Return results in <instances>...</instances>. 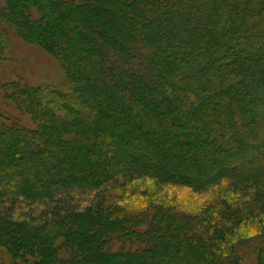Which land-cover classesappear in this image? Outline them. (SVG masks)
I'll list each match as a JSON object with an SVG mask.
<instances>
[{
  "label": "trees",
  "instance_id": "obj_1",
  "mask_svg": "<svg viewBox=\"0 0 264 264\" xmlns=\"http://www.w3.org/2000/svg\"><path fill=\"white\" fill-rule=\"evenodd\" d=\"M38 1L0 11L64 73L58 86H1L11 113L0 115V246L10 260L239 264L254 254L264 264V0H108L125 30L83 7L96 0ZM57 8L83 18L85 35L73 21L55 29ZM140 177L206 196L192 209L153 190L129 202L127 182ZM115 186L123 195L95 194ZM71 191L93 196L73 204ZM62 194L38 218L12 212Z\"/></svg>",
  "mask_w": 264,
  "mask_h": 264
},
{
  "label": "rangeland",
  "instance_id": "obj_2",
  "mask_svg": "<svg viewBox=\"0 0 264 264\" xmlns=\"http://www.w3.org/2000/svg\"><path fill=\"white\" fill-rule=\"evenodd\" d=\"M38 2L39 8L43 6L47 8L50 6L48 1L43 2L39 0ZM108 2V0H96V2L89 3L87 5L85 4V6L83 7H87L91 12V15H95L98 22L102 20L110 21L115 24H120L118 26L119 29H127L130 24L127 23L125 19H114L113 17L109 16V14L111 13L115 14V16H121L118 10L119 5L116 6L117 8L112 7L111 9L107 7L109 5ZM119 2L120 0L118 1V4ZM60 6L63 7L64 4L62 3ZM60 6L59 8H61ZM5 7L6 0H0V11ZM63 8L66 7L64 6ZM58 10L59 9L57 8L55 12L52 11L51 17H49H57L55 22L52 23V26L55 27V29L57 28L61 32L62 29H65L67 21H73L71 30L75 31L77 23H79V34L85 35L86 21H83V18L81 19L79 17V20H76L75 17L71 18V16H61ZM99 16H101V18H99ZM117 21H119L120 23ZM38 28L39 27H37L36 29ZM99 35L101 34L99 33ZM102 37L104 38V36ZM92 40L98 41L97 36H93ZM54 42H56V39H54ZM66 49H68V46L66 47ZM63 77V71L61 70L55 59L51 56V54L46 53L39 47L25 42V40L18 34L16 27L11 25L6 19H4L0 13V115H3L4 113H11L10 111H5V106H7L9 102H6L3 99V96L6 94V92L4 89H1V86L8 81L20 78L24 82H27L29 84L53 87L58 86L63 81ZM13 116H16L17 118L18 114L16 112H12L11 117ZM127 183L128 189L125 193V197L127 198L131 196L130 193L134 190L135 192H141L142 194H146L148 191L151 192L153 190L151 194L157 193V195L159 196H169L176 202L181 203L182 206L186 209L195 208L200 201H203L205 199L206 196L204 192L196 193L186 187H179L171 184H159L157 181L145 177L134 178L132 181H129ZM63 194L59 197H56L52 201H44L43 205L39 206V208L36 207L35 203L16 204L14 207H12V212H14L17 217H21L22 219L30 218L33 217V215L35 217L41 212L46 213L47 211L53 210L55 207L60 206L62 201H66L67 198L73 204H87V202L90 201V197L93 196V192L91 193V195H89L86 193L76 194L71 191L68 193V196H66L67 198H61L64 197ZM95 194H97V196H100L101 199L105 198L106 200H111L110 196L123 195V191H121L117 186L103 187V189L96 191ZM130 200H133V196L128 199L129 202ZM115 201L116 200H114L113 202ZM38 217L39 216H36V218ZM249 227L250 226L243 229L244 233L249 234L258 232L256 230H248ZM91 249L92 248H88L87 250H84L83 254L95 261V259L92 258V256H94V253ZM111 250H115V248H111ZM0 264L24 263H16L10 260L9 254L5 251L4 248L0 246ZM239 264H258V260L254 254H251L243 257Z\"/></svg>",
  "mask_w": 264,
  "mask_h": 264
}]
</instances>
